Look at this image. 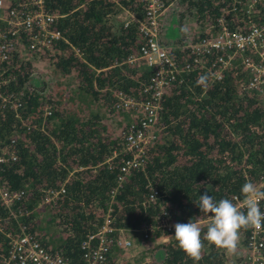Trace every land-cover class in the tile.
Returning a JSON list of instances; mask_svg holds the SVG:
<instances>
[{
  "label": "trees",
  "instance_id": "trees-1",
  "mask_svg": "<svg viewBox=\"0 0 264 264\" xmlns=\"http://www.w3.org/2000/svg\"><path fill=\"white\" fill-rule=\"evenodd\" d=\"M179 1L184 9L173 11L175 18L177 13L180 17L188 14L200 28L213 23L220 8L226 7L230 26L264 19V13L246 15L240 3L232 7V0ZM43 3L48 11L61 14L52 26L64 39L55 40L51 49L45 50L53 69L63 75L72 73L76 92L97 100L102 111L72 107L59 99L49 105L45 95L28 85L29 61H17L12 56L0 62V70L5 69L0 74V79H5L0 82V93L18 96L16 106H0V140L9 142L14 153L0 163V188L21 190L9 208L0 200V252L6 249L5 232L16 231L20 223L33 239L48 249L61 247L74 263L79 260L81 238L105 215L111 217L110 225L134 228L163 211L177 223L199 221L196 223L201 225L203 236L210 217L195 203L200 195L207 192L217 202L224 198L234 202L243 197L241 187L246 182L256 186L261 182L264 190L261 98L253 90L237 86L244 76L238 66L224 70L220 79L207 77L216 64L217 52L203 56V63L198 65L193 64V54L181 49H174L172 55L179 66L189 62L190 67L181 71L162 94L158 137L147 146L143 166L117 182V158L106 162L105 157L119 148L127 122L113 131L100 113L114 110L115 92L144 98L142 86L151 70L141 60H128L137 54L141 43L135 20L120 23L115 30L107 22V14L120 6L140 18L142 1ZM201 75L207 77L206 87L197 86ZM45 105H49V112L43 115ZM150 186L158 193L153 200L148 198ZM45 188L62 190L44 201L43 195L49 193ZM41 210L48 214L43 222L37 217ZM10 211L17 213L16 217ZM247 233L248 229L239 232L245 243ZM161 234H169L167 241L159 243L163 247L162 264H229L223 259V251L207 241H202L201 259L194 262L178 247L175 231L157 229L154 236Z\"/></svg>",
  "mask_w": 264,
  "mask_h": 264
},
{
  "label": "built area",
  "instance_id": "built-area-1",
  "mask_svg": "<svg viewBox=\"0 0 264 264\" xmlns=\"http://www.w3.org/2000/svg\"><path fill=\"white\" fill-rule=\"evenodd\" d=\"M43 1L0 0V62L10 59L12 52L20 53V49H24L25 54H36L39 51V54H44L45 50L51 49L55 40L64 39L61 32L52 26L56 17L61 14L45 9ZM141 1V17L135 18L133 14H129L130 20L134 19L136 22L141 43L137 54L130 55L128 60H141L151 71L142 86L144 98L124 96L115 92L113 109L133 112V118L125 124L119 148L112 150L105 157L106 162L117 158V182L131 170L143 166L146 148L159 134L157 121L162 94L170 83L178 78L181 71L190 67L189 62L183 66L178 65L172 55L174 49L193 54V64L198 65L203 63V56L217 52L214 58L216 64L208 70L207 77L211 80L220 79L224 70L238 66L244 76L237 81V86L253 90L261 98L264 107V19L258 22L244 20L242 24L230 26L225 18L229 8H220L213 23L204 25L199 33L192 31L181 42L172 45L161 41L163 26L160 24V17L167 4L164 0ZM237 3H240L246 15L264 13V0H232V7ZM126 23L127 20L124 24ZM23 61L29 59L26 57ZM4 71L5 69H1L0 74ZM4 81L5 79H0V82ZM17 98L16 94L0 93V106H16ZM48 107L49 105L44 106L43 115L49 112ZM9 145V142L0 140V163L8 155L14 157ZM256 187L262 190L261 182ZM45 190L49 193L43 195V200L50 201L62 188ZM150 190L148 198L153 200L158 193L153 186H150ZM20 195L21 190L9 191L0 188V200L7 208ZM243 200L244 196L235 198L233 203L239 206ZM259 207L264 212V200L260 201ZM161 212V215L157 216L158 220L153 217L151 221H143L137 227L129 229L140 231L143 237L151 234L154 228L175 231L174 225L177 222L170 221L165 212ZM10 214L16 217L11 211ZM110 222L111 217L105 215L94 230L83 235L79 242V260L74 263L63 254L61 247H44L30 236L24 224L18 223L16 231L5 232L7 245L5 251L0 252V264H125L114 256L113 251L115 247L125 249L130 245V241L124 236L125 228L110 225ZM246 239L240 263L264 264V226L259 231L249 228Z\"/></svg>",
  "mask_w": 264,
  "mask_h": 264
},
{
  "label": "rangeland",
  "instance_id": "rangeland-1",
  "mask_svg": "<svg viewBox=\"0 0 264 264\" xmlns=\"http://www.w3.org/2000/svg\"><path fill=\"white\" fill-rule=\"evenodd\" d=\"M172 2L175 5L174 10L170 9L169 17H164L161 41L173 45L174 43L181 42L182 39H185L188 34L192 33V31L199 33V30L202 28H200L188 14H184L180 17L177 13V18H175L176 12H180L184 9V3L179 0H172ZM173 11L176 12L172 14ZM129 14L130 10L116 6L114 11L107 14V22L110 23L113 29L118 30L120 23L124 24L126 20L127 22L130 20ZM165 25L168 29H165ZM174 27H176L178 31L176 36L173 34ZM165 32L167 33L163 39L162 35ZM25 52L26 51L24 49H20V53L12 52L11 56H13L17 61H23L26 57L29 59V62L31 63V73L29 74L27 80L29 84H27L36 87L40 94L45 95L50 100L49 105H54L53 102L59 99L61 102L71 103L72 107H75L76 105L78 107H89L93 109V111H102V108L99 107V102L97 100H91L90 97L76 92L77 82L75 81L72 73L64 75L58 73L55 69H53V64L51 62L52 58L46 56L45 53L39 54V51L36 54H25ZM100 115L103 116V120L111 128H113V131H117L121 127V124L124 122L126 123L133 118V112L131 110H127L126 112L112 110L106 115L102 113H100ZM13 213L17 214L15 212ZM161 213L162 212L159 211L153 217L160 216ZM47 215V211L41 210L37 214V217H40L41 222H43ZM152 219L145 220V222L151 221ZM157 229L160 228H154L151 234L147 235V237H143L140 231L125 228L124 236L129 239L130 245L125 249L115 247L113 251L114 256L125 264H162L163 247L159 243L160 241H167L169 234H161V239L158 243H156L158 236L154 235ZM162 238L165 239L162 240ZM51 240H53V242ZM49 242L53 245L56 244L54 239H50ZM237 244H240V246L244 248L243 238L242 241L239 238ZM221 250L223 251V259L225 258L229 264H239L241 262L242 249H238V247H236L234 252H228L224 249Z\"/></svg>",
  "mask_w": 264,
  "mask_h": 264
},
{
  "label": "clouds",
  "instance_id": "clouds-1",
  "mask_svg": "<svg viewBox=\"0 0 264 264\" xmlns=\"http://www.w3.org/2000/svg\"><path fill=\"white\" fill-rule=\"evenodd\" d=\"M197 86L206 87L207 77L201 75L197 78ZM244 196L243 203L236 205L231 199H221L218 202L207 192L195 201L201 213L209 216L207 231L201 235L202 227L199 223L190 220L189 223H176L175 240L178 247L186 256L198 262L201 259L202 241L214 245L219 249L234 252L239 240L241 229H255L264 226V212L260 210L259 203L264 200V191L259 190L252 182H246L241 187Z\"/></svg>",
  "mask_w": 264,
  "mask_h": 264
},
{
  "label": "crops",
  "instance_id": "crops-1",
  "mask_svg": "<svg viewBox=\"0 0 264 264\" xmlns=\"http://www.w3.org/2000/svg\"><path fill=\"white\" fill-rule=\"evenodd\" d=\"M174 3L172 2V1H170L167 5H166V7H165V10H164V12H163V14L161 15V17H160V24H162V26H164V17H169V10L171 9V10H174ZM165 29H168V27L165 25ZM175 31V32H174ZM167 32H165L163 35H162V38L164 39L165 37V34H166ZM177 33H178V31H177V28L176 27H174L173 28V34H174V36H176L177 35ZM166 40V39H165ZM161 239V235H158V239H157V241H156V243H158L159 242V240ZM165 238H162V240H164ZM160 242H162V241H160ZM136 264V263H135Z\"/></svg>",
  "mask_w": 264,
  "mask_h": 264
}]
</instances>
